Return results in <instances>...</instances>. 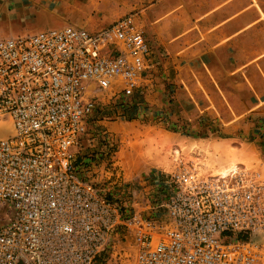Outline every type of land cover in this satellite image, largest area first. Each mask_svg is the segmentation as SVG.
<instances>
[{"label":"built area","instance_id":"obj_1","mask_svg":"<svg viewBox=\"0 0 264 264\" xmlns=\"http://www.w3.org/2000/svg\"><path fill=\"white\" fill-rule=\"evenodd\" d=\"M155 69L134 14L96 31L0 35V208L11 211L0 264H104L128 238L132 264H264L256 169L239 163L222 175L175 159L157 207L163 219L143 216L136 198L127 214L79 175L76 151L96 99L140 94Z\"/></svg>","mask_w":264,"mask_h":264},{"label":"crops","instance_id":"obj_2","mask_svg":"<svg viewBox=\"0 0 264 264\" xmlns=\"http://www.w3.org/2000/svg\"><path fill=\"white\" fill-rule=\"evenodd\" d=\"M134 14L156 64L149 130L177 127L185 147L224 166L264 150V0H0V35L65 26L96 31ZM213 156V157H211ZM209 163V164H210Z\"/></svg>","mask_w":264,"mask_h":264},{"label":"rangeland","instance_id":"obj_3","mask_svg":"<svg viewBox=\"0 0 264 264\" xmlns=\"http://www.w3.org/2000/svg\"><path fill=\"white\" fill-rule=\"evenodd\" d=\"M144 96L138 94L124 98L100 94L96 99L94 116L76 151L79 175L96 185L107 198L124 207L127 214L136 211L130 207V200L136 198L142 206L145 205L144 210L140 209L143 216L164 218L157 207L169 193L166 175L172 171L174 160L179 157L201 161L209 168H218V172L240 163L260 171L264 177V150L247 152L244 157L231 155L227 165H212L206 162L208 152H202L195 146L185 147V139L179 135L177 127L164 124L167 134L162 135L149 130L146 118L141 123L134 122L138 115L147 111ZM174 151L179 155L174 156ZM196 156L199 160H194ZM10 214L9 209L0 208V226L8 221ZM116 246L114 256L113 253L112 257L108 256L104 264H132L129 238Z\"/></svg>","mask_w":264,"mask_h":264},{"label":"bare ground","instance_id":"obj_4","mask_svg":"<svg viewBox=\"0 0 264 264\" xmlns=\"http://www.w3.org/2000/svg\"><path fill=\"white\" fill-rule=\"evenodd\" d=\"M173 155L174 156H177L178 155V151H174L173 152ZM228 170H223V171H220V174L224 175L225 173H227Z\"/></svg>","mask_w":264,"mask_h":264}]
</instances>
